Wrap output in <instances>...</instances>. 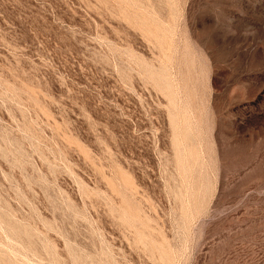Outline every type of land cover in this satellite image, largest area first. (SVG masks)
Instances as JSON below:
<instances>
[{
  "label": "rangeland",
  "instance_id": "374dc122",
  "mask_svg": "<svg viewBox=\"0 0 264 264\" xmlns=\"http://www.w3.org/2000/svg\"><path fill=\"white\" fill-rule=\"evenodd\" d=\"M0 264H264V0H0Z\"/></svg>",
  "mask_w": 264,
  "mask_h": 264
}]
</instances>
